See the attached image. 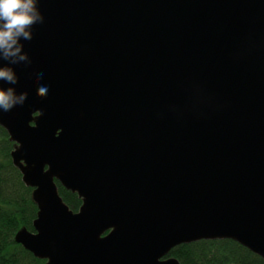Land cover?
<instances>
[{"label":"water","instance_id":"obj_1","mask_svg":"<svg viewBox=\"0 0 264 264\" xmlns=\"http://www.w3.org/2000/svg\"><path fill=\"white\" fill-rule=\"evenodd\" d=\"M37 8L27 60L0 57L25 97L0 126L38 208L15 242L45 264H180L169 251L203 239L264 259V0Z\"/></svg>","mask_w":264,"mask_h":264},{"label":"trees","instance_id":"obj_2","mask_svg":"<svg viewBox=\"0 0 264 264\" xmlns=\"http://www.w3.org/2000/svg\"><path fill=\"white\" fill-rule=\"evenodd\" d=\"M15 143L0 126V264H45L16 243L17 231L26 228L33 232L37 204L33 188L22 181V174L12 163L10 152ZM58 193L73 212L81 205L76 193L56 182ZM166 257L176 258L180 264H264V259L231 239L197 240L173 247Z\"/></svg>","mask_w":264,"mask_h":264},{"label":"clouds","instance_id":"obj_3","mask_svg":"<svg viewBox=\"0 0 264 264\" xmlns=\"http://www.w3.org/2000/svg\"><path fill=\"white\" fill-rule=\"evenodd\" d=\"M38 0H0V57L12 64L27 60V54L21 51L20 39H31L32 26L42 22L37 8ZM41 77H37L39 80ZM0 81L9 85L17 84V77L13 69L7 65H0ZM41 93H46L47 86L39 85ZM24 95L19 97L13 87H0V114L7 113L24 101Z\"/></svg>","mask_w":264,"mask_h":264}]
</instances>
